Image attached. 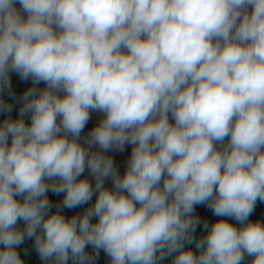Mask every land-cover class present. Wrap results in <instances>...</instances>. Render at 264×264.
I'll return each mask as SVG.
<instances>
[{"label": "clouds", "instance_id": "clouds-1", "mask_svg": "<svg viewBox=\"0 0 264 264\" xmlns=\"http://www.w3.org/2000/svg\"><path fill=\"white\" fill-rule=\"evenodd\" d=\"M11 73L32 87L15 118L0 95V264L26 240L44 264H264V0H0L14 96Z\"/></svg>", "mask_w": 264, "mask_h": 264}, {"label": "crops", "instance_id": "crops-1", "mask_svg": "<svg viewBox=\"0 0 264 264\" xmlns=\"http://www.w3.org/2000/svg\"><path fill=\"white\" fill-rule=\"evenodd\" d=\"M16 6L17 8H19V4H17ZM11 81H12V92L14 96H9L7 90H5L3 93H0V95H2L5 101L13 105V111L11 112V116L15 118L18 114V109L20 107V104L17 103V100L23 94L25 90L32 87V81L30 79L27 81L21 80L20 77L16 73H11ZM39 87L43 88L45 87V85L41 83ZM99 119H100L99 114L93 113L92 118L89 121V123L86 125L84 129V133L82 135H86L92 129V127L98 122ZM106 154L113 157L114 162L119 172L122 175L125 171L126 161L130 157V154H131V145H126L125 150L123 152L109 151ZM84 176L94 183L93 178L91 177V175L89 174L87 170L85 171ZM105 186L108 188L112 187V183L110 179L105 181ZM52 198L55 203L60 202L63 198V194H61L60 196H56L52 194ZM94 199H95V196L93 200ZM88 206L89 205H82L81 207L76 208V209H71V210L65 209L64 214L66 216H71L72 214H78V213H81ZM22 226L23 225L21 223V227ZM87 251H89L90 253L93 251L91 246L88 247ZM102 251L103 250H101V252ZM18 252L20 253L22 257L24 264H44V262L40 260L38 253L35 251L33 240H26L25 243L18 248ZM69 264H72L71 260L69 261Z\"/></svg>", "mask_w": 264, "mask_h": 264}, {"label": "rangeland", "instance_id": "rangeland-1", "mask_svg": "<svg viewBox=\"0 0 264 264\" xmlns=\"http://www.w3.org/2000/svg\"><path fill=\"white\" fill-rule=\"evenodd\" d=\"M196 212L198 215L201 216L202 219H207L209 221V224H211L214 221H216L217 219H219L218 217L213 216L212 212L205 205H197L196 206ZM250 219L251 220L260 219L261 221H264V202H260V201L257 202L255 211L251 215ZM230 222L237 224V222L235 220H231ZM237 226H239V225L237 224ZM199 232L201 233L200 235L204 234V230H203L202 226L197 227L196 233H199ZM187 247H192L193 250H195L194 245L187 246ZM171 259L172 258L169 257L167 259L166 264H171Z\"/></svg>", "mask_w": 264, "mask_h": 264}, {"label": "trees", "instance_id": "trees-1", "mask_svg": "<svg viewBox=\"0 0 264 264\" xmlns=\"http://www.w3.org/2000/svg\"><path fill=\"white\" fill-rule=\"evenodd\" d=\"M4 118H5V114H1V116H0V121H2ZM48 195H49L50 200H52L53 203H55L54 200H53V198H52V193L49 192ZM54 210H55V209H53V211H54ZM200 234H201L200 232H199V233H196V236L199 237V236H201ZM186 247H187V246H186ZM17 251H18V249H17ZM94 264H109V258H108V257L106 256V254L102 251V252L100 253L99 257L96 258V260L94 261Z\"/></svg>", "mask_w": 264, "mask_h": 264}]
</instances>
